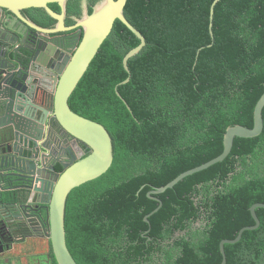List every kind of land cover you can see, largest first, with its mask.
Segmentation results:
<instances>
[{
	"label": "trees",
	"instance_id": "16d2710c",
	"mask_svg": "<svg viewBox=\"0 0 264 264\" xmlns=\"http://www.w3.org/2000/svg\"><path fill=\"white\" fill-rule=\"evenodd\" d=\"M87 1L92 14L102 0ZM215 1L128 0L124 15L146 39L130 73L124 59L141 40L118 20L71 96V109L104 126L114 147L110 170L67 201L66 241L77 264H222L221 242L256 225L264 130L236 137L223 162L153 196L162 203L148 194L219 157L228 128H254L264 94V0H221L211 22ZM24 15L43 28L57 24L44 9ZM82 15V0H70L66 25ZM15 182L3 178L8 188ZM12 194L2 192V203H13ZM256 213L260 227L225 245L227 264H264V208Z\"/></svg>",
	"mask_w": 264,
	"mask_h": 264
},
{
	"label": "water",
	"instance_id": "95a60500",
	"mask_svg": "<svg viewBox=\"0 0 264 264\" xmlns=\"http://www.w3.org/2000/svg\"><path fill=\"white\" fill-rule=\"evenodd\" d=\"M69 1L0 0L3 26L0 28V185L2 171L19 177L22 184L13 189L17 202L12 206L18 215L4 212L13 216L23 239H49L57 264H77L66 241L65 217L70 194L105 175L114 161L113 141L106 128L76 114L69 105L70 98L118 20L141 40V45L124 59L128 73L129 60L146 45L145 37L124 15L128 0H102L92 14L88 13L87 0H82V17L75 18V25L67 26ZM220 1L216 0L212 6L211 22ZM51 4H58L61 13L53 11ZM30 9H44L57 24L54 28L36 25L24 15ZM129 81L130 78L123 84ZM263 109L264 94L255 108L254 128L241 125L228 128L224 151L219 157L183 173L163 188H155L152 194L164 193L184 178L223 162L231 153L236 137L251 139L261 135ZM57 164L63 173L56 172ZM33 184H36L34 188ZM257 208H264V204L251 208L255 226L242 229L234 240L221 242L222 264H227L226 244H236L245 231L260 227ZM0 217V232L4 235L10 226L5 217Z\"/></svg>",
	"mask_w": 264,
	"mask_h": 264
},
{
	"label": "crops",
	"instance_id": "0c3cea01",
	"mask_svg": "<svg viewBox=\"0 0 264 264\" xmlns=\"http://www.w3.org/2000/svg\"><path fill=\"white\" fill-rule=\"evenodd\" d=\"M15 23L16 22H14L13 25ZM3 186L5 187V189L8 188L7 184L5 183H3ZM37 240L40 239L29 238L27 240L20 241L17 244L28 246V244H30V241ZM44 242L45 245L40 244V250L35 251H33L31 247L26 249H20L17 244L14 247H11L10 249H5L4 252H0V264H55L51 242L48 240H44ZM47 242H49V247H46Z\"/></svg>",
	"mask_w": 264,
	"mask_h": 264
},
{
	"label": "bare ground",
	"instance_id": "6f19581e",
	"mask_svg": "<svg viewBox=\"0 0 264 264\" xmlns=\"http://www.w3.org/2000/svg\"><path fill=\"white\" fill-rule=\"evenodd\" d=\"M56 168V167H55ZM56 172H57V170H56ZM64 172V171H63ZM62 172V173H63ZM57 173H59V172H57ZM10 174L11 173H6V172H4V171H2V179L5 177V176H10ZM12 177V176H11ZM14 178H16V182L15 183H13L12 185H14L15 184V186H12L11 188H7V189H5V187L3 186V180H2V184L0 185V191L1 192H4V191H10V192H13V194H12V197H13V199H14V203H12V204H3L2 203V198H1V192H0V208L2 209L1 211H0V215H2L3 217H5L6 218V222H7V225H9L10 227H11V224L8 222V218L10 217V219H14L13 218V216H16V215H18L17 213H19L18 212V210L17 209H15V207H13L12 205H14V204H16V198L14 197V194H15V191H13V189L15 188V187H17V186H19V185H22L20 182H19V177H16V176H13ZM94 181V180H93ZM17 184V185H16ZM36 186V184H33V188ZM39 187L41 186V183H39V185H38ZM81 187V186H80ZM3 189V190H2ZM75 190V189H74ZM149 194V197L150 198H152L153 200H155V201H157L153 196H155V195H153L152 194V192H149L148 193ZM159 200V199H158ZM157 202H159V201H157ZM160 203H162V202H160ZM162 206V204L153 212V213H151L150 215H148L147 217H148V221H149V217H151L155 212H158L159 211V209H160V207ZM4 211H11L12 212V214H13V216H9V215H7V214H5V212ZM44 212H45V210H43ZM44 215H45V213H44ZM21 218V217H20ZM66 218V217H65ZM0 219H1V217H0ZM146 220H147V218H146ZM149 223V222H148ZM12 239V242H10V243H12V245H6L5 247L3 246V245H1L0 244V252L2 253V252H4V250L5 249H10L11 248V246H13V239H14V237H12L11 238ZM222 254V253H221ZM54 255V254H53ZM227 257V256H226ZM56 260V259H55ZM57 262V261H56Z\"/></svg>",
	"mask_w": 264,
	"mask_h": 264
},
{
	"label": "flooded vegetation",
	"instance_id": "af4514ba",
	"mask_svg": "<svg viewBox=\"0 0 264 264\" xmlns=\"http://www.w3.org/2000/svg\"><path fill=\"white\" fill-rule=\"evenodd\" d=\"M28 18V17H27ZM29 19V18H28ZM3 27V26H2ZM2 27H1V25H0V28L2 29ZM13 49L15 48V47H13V46H11ZM18 47V46H17ZM58 165V164H57ZM17 185V184H16ZM14 203V202H13ZM12 204V203H11ZM2 209L0 208V211H1ZM44 211H42V214L44 215ZM17 216V215H16ZM18 218V220L20 221L21 220V218L20 217H17ZM8 222L11 224V227H10V229H8L9 231H8V233H6V234H4L3 235V233H1L0 232V244L1 245H3L4 247L6 246V245H12V243H10V242H12V237H14V239H13V246H11V247H14L18 242H20V241H23V240H25V239H23V237L22 236H20L19 234H18V231H17V228L15 227L16 226V222H15V219H10V217L8 218ZM38 239H40L41 241H46V240H48V241H50L49 239H47V238H45V237H43V238H38ZM54 258V257H53ZM55 260V259H54Z\"/></svg>",
	"mask_w": 264,
	"mask_h": 264
},
{
	"label": "rangeland",
	"instance_id": "374dc122",
	"mask_svg": "<svg viewBox=\"0 0 264 264\" xmlns=\"http://www.w3.org/2000/svg\"><path fill=\"white\" fill-rule=\"evenodd\" d=\"M87 4H88V1H87ZM48 243L49 242L46 243V247H49ZM40 244L45 245V242L41 241V240H37V241H30V244H28V246H25V245H22V244H17V246L20 249H23V248L26 249V248L31 247L32 250L35 251V250H40Z\"/></svg>",
	"mask_w": 264,
	"mask_h": 264
}]
</instances>
